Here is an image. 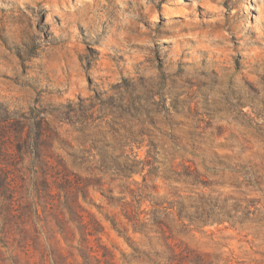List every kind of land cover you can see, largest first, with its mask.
Returning a JSON list of instances; mask_svg holds the SVG:
<instances>
[{"label": "clouds", "instance_id": "1", "mask_svg": "<svg viewBox=\"0 0 264 264\" xmlns=\"http://www.w3.org/2000/svg\"><path fill=\"white\" fill-rule=\"evenodd\" d=\"M0 264H264V0H0Z\"/></svg>", "mask_w": 264, "mask_h": 264}]
</instances>
